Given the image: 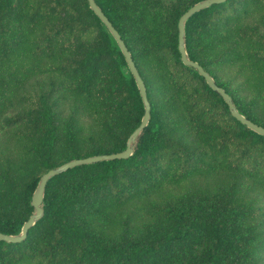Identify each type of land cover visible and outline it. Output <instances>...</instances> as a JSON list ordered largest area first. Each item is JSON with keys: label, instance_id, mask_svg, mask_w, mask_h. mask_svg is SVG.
I'll list each match as a JSON object with an SVG mask.
<instances>
[{"label": "trees", "instance_id": "obj_1", "mask_svg": "<svg viewBox=\"0 0 264 264\" xmlns=\"http://www.w3.org/2000/svg\"><path fill=\"white\" fill-rule=\"evenodd\" d=\"M201 1L95 0L144 80L150 121L130 157L52 178L43 217L24 240H0V264H264V136L178 48L180 17ZM185 33L188 57L264 127V0L214 4ZM144 113L87 0H0V231L21 234L43 174L124 151ZM209 175L204 186L151 198Z\"/></svg>", "mask_w": 264, "mask_h": 264}, {"label": "water", "instance_id": "obj_2", "mask_svg": "<svg viewBox=\"0 0 264 264\" xmlns=\"http://www.w3.org/2000/svg\"><path fill=\"white\" fill-rule=\"evenodd\" d=\"M90 8L92 11L98 16V18L101 20V22L104 24V26L109 30L110 34L114 38L116 44L120 48L125 61L128 65V68L130 72L132 73L138 89L140 91L142 100L144 102L145 107V113L142 119V122L140 126L131 134V136L128 139L127 142V148L124 151L113 153V154H104V155H95L80 159H73L68 162H65L53 169H50L45 174H43L38 182V186L35 190V193L33 195L31 205L34 208V212L30 216V218L25 222L22 232L20 235L12 236L4 234L0 231V240L6 241V242H12L17 243L22 240H24L28 233L30 228L37 223L44 215V209H43V198L44 193L47 187L48 182L54 178L57 175H60L70 169H73L78 166L82 165H89V164H95L101 161H108V160H115V159H126L130 157L134 153V146L138 140V138L141 136V134L144 132L146 127L148 126V123L150 121L151 117V105L148 99L147 89L146 85L144 83V80L139 72V69L134 62V59L125 44L124 40L122 39L121 35L117 31V29L113 26L112 22L109 20V18L105 15V13L102 11V9L98 6V4L95 2V0H87ZM226 0H203L201 2H198L191 6L181 17L178 23V30H179V52L181 55V60L186 66H191L195 68L207 81L209 86L217 91L225 100V102L228 104L229 109L232 113V115L238 119L240 122H242L244 125H246L248 128H250L252 131L264 136V127L259 126L258 124L252 122L249 120L242 112L237 108L235 105L232 97L224 90V88L218 86L214 79L206 72V70L197 62L192 61L188 57V53L186 50V38H185V28L187 21L192 18L195 14L198 12L211 7L214 4H220L225 2Z\"/></svg>", "mask_w": 264, "mask_h": 264}, {"label": "rangeland", "instance_id": "obj_3", "mask_svg": "<svg viewBox=\"0 0 264 264\" xmlns=\"http://www.w3.org/2000/svg\"><path fill=\"white\" fill-rule=\"evenodd\" d=\"M223 70H225V69H223ZM222 72H224V71H222ZM225 79H227V78H225ZM88 135H89V130L88 129L83 130V138L86 139ZM214 180H215V177H211L210 175L207 176V177H197V178L195 177V178H192L189 181H187L185 183L186 185H185L184 188H175L174 187L173 189H169V187L166 186V187L160 189L158 192L153 193L152 196H151V198H158L161 195L163 197V196L168 195V194H170L172 192L179 191V190H183V189H187V187H190V186H194V187L197 188L198 186H204V185H206V183L212 182ZM151 198H148L147 197V198H144L142 201H136V202L132 201V202L126 204L125 206L122 207V209L119 210L120 211V215L119 216H116L115 219H118V218L121 219V218H124V217L128 216L131 213V208L133 206H135L136 204L145 203V201H148ZM119 211H117V212H119ZM136 214H138V212L135 213V215ZM138 216L140 217L141 216V213Z\"/></svg>", "mask_w": 264, "mask_h": 264}]
</instances>
